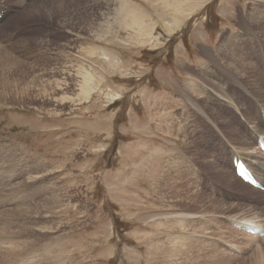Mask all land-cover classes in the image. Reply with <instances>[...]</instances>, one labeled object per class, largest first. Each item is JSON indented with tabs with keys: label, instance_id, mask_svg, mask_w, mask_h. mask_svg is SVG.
I'll use <instances>...</instances> for the list:
<instances>
[{
	"label": "rangeland",
	"instance_id": "obj_1",
	"mask_svg": "<svg viewBox=\"0 0 264 264\" xmlns=\"http://www.w3.org/2000/svg\"><path fill=\"white\" fill-rule=\"evenodd\" d=\"M36 1L0 0V264L264 261V238L232 227L256 218L264 230V192L231 165L264 163V0L168 8L144 45L115 14L109 34L92 35L105 30L99 10L86 15L96 0L22 14ZM153 1L142 3L151 15ZM56 7L72 20H50Z\"/></svg>",
	"mask_w": 264,
	"mask_h": 264
},
{
	"label": "bare ground",
	"instance_id": "obj_2",
	"mask_svg": "<svg viewBox=\"0 0 264 264\" xmlns=\"http://www.w3.org/2000/svg\"><path fill=\"white\" fill-rule=\"evenodd\" d=\"M105 1H107V2L105 4H103ZM199 1L200 0H184V1L183 0H154L152 2V4L159 3V2L162 4V11L160 13H156V14L152 13V15H151V14H148L145 11V9L143 8V6H142L143 5L142 3L149 4V0H104V1L103 0H96L93 5H89L88 6V8L86 10V15H90V18H93L94 17V11L95 10H99V12H101V16L100 17H102L103 22L105 23V25L107 27L105 25H103V23H101L103 25V27H105L104 31L102 30L103 29L102 26H100L95 33H92L93 32L92 31L93 27H91V29L88 30V31L91 32V34L94 35L96 38L103 39L107 34H109L108 30L111 28V26L114 25L113 23H112V25H110L109 24L110 23V19H109L110 17L109 16H104V15H111V14L114 15L115 14V17H111V19H114L113 22L115 21L116 24L119 27L124 28V30H128L129 32H131V35L133 37L132 39L133 40L136 39L141 44L144 45V44L148 43V40H150L151 34L153 33V30H154L153 28L149 29V27L147 26V22L150 20V17H151V20H153L154 23L157 24L158 23L157 21H160V20L164 21L165 18L169 15V14L166 13L168 11V8L172 12H176V13L180 12V13L183 14V13L187 12L185 10L186 8L188 10H190V4L189 3H193V2H197L198 3ZM41 2H48L49 4L53 5L55 3H60V4L67 3L69 1H67V0H37L36 2H33L30 5L29 8L24 10V12L22 14L29 13L30 10H32V9H39L40 7L38 5ZM101 6H103V8ZM60 8L61 7H56V8H54V10L48 9L47 12H46L47 17L51 20V18H52V14L51 13H57L58 12V14L67 17V19H69V20H72L70 18L71 17V13L69 11H66V10H63L62 12H59ZM42 12L44 13L43 10H42ZM18 19H19V22H20L22 19H24V17H22L20 15L18 17ZM108 25H110V26H108ZM175 25H176V22L175 23H173V22L169 23L167 25V31L168 32L173 31ZM77 28L80 31L81 28H80L79 23L76 25L75 29H77ZM98 31H103L102 32L103 35H101V34L99 35ZM144 34H146V35H144ZM99 52L101 53V56H105V57L109 58V61L112 62L109 65L114 64V63L118 64L117 63L118 62L117 57H114L112 54H108L107 52H101V50H99ZM94 53H95V51L92 50L89 53V55L91 56ZM3 56H4V52L0 51V59ZM250 64L248 62H243L242 66H240L238 69H235V70L236 71L238 70V72L240 73L241 76H243L245 78H248V79H251L250 84L253 86V87L252 86L251 87L255 90L257 88V86H258L259 79L256 78V77L250 76L253 73L252 70H251V65ZM110 74H113V73L110 72ZM78 76L82 80L81 83H80V86H79V94H81L80 96H84L85 94L89 95L91 93V91H89V88L92 86V84H94L93 76L91 75V73L89 71H87L85 69L80 70ZM87 95H85V96H87ZM257 95H258V98L259 97H260V99L262 98L261 101L264 99L263 98L264 86L262 88V91H259V93H257ZM256 128H257V126H256ZM259 133L260 132L257 131L258 135H260ZM261 139L264 140V137H261ZM250 156H252V155H250ZM248 166L261 179V177H262V175L264 173V163H261L258 159H255L253 164L248 162ZM254 172H253V174H254ZM256 175L254 174L256 179L259 180ZM251 189H253V188H251ZM179 216L180 217H178V218H181V217L183 218V216H185V215H182V216L179 215ZM238 221L239 222H236V225L239 224L241 227H250L252 229H261L262 228L261 222L259 220H257L256 218H243V219H239ZM248 237L251 238V239H257V237H253V236H248ZM255 264H264V261L262 260V262L255 263Z\"/></svg>",
	"mask_w": 264,
	"mask_h": 264
}]
</instances>
